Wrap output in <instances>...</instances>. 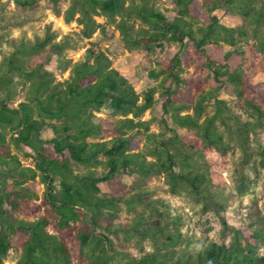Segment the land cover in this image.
Here are the masks:
<instances>
[{"label": "trees", "instance_id": "1", "mask_svg": "<svg viewBox=\"0 0 264 264\" xmlns=\"http://www.w3.org/2000/svg\"><path fill=\"white\" fill-rule=\"evenodd\" d=\"M161 1L71 0L55 14L67 24L76 21L79 32L57 40L59 31L49 24L34 41L13 39L14 49L0 60V169L13 179L0 186V264L16 247L21 256L13 264H264L251 248L243 252L215 241L176 257L154 251L132 257L110 236L121 231L168 238L163 226L144 224V215L132 223L108 218L117 217L123 203L143 199L141 190L125 191L121 177L128 172L164 175L171 193L186 191L204 209L223 211L218 177L231 142L247 154L251 135L264 129V83L252 80L264 72V0H171L173 19ZM14 2L33 7L38 0ZM219 9L241 15L246 25L226 26L215 14ZM108 25L129 50L151 53L166 42L179 44L175 55L155 60L149 76L160 80L162 109L185 134L150 130L142 116L153 108L156 88L138 92L105 51L92 45L81 60L67 56L96 31L106 34ZM54 57L61 72L69 70L68 78L59 80L46 67ZM222 91L237 99L246 120L220 97ZM209 105L212 114L205 113ZM105 106L114 118L96 115ZM45 129L52 130L51 138L42 136ZM142 134L152 159L137 150ZM13 148L29 149L25 155L33 165H24ZM102 182L112 185L113 195H101Z\"/></svg>", "mask_w": 264, "mask_h": 264}, {"label": "rangeland", "instance_id": "2", "mask_svg": "<svg viewBox=\"0 0 264 264\" xmlns=\"http://www.w3.org/2000/svg\"><path fill=\"white\" fill-rule=\"evenodd\" d=\"M71 0H38L33 7H21L14 0H0V60L9 55L14 49V40L25 38L34 41L45 34L47 25L53 30L59 31L57 40L62 35L70 32H79L81 26L73 21L65 23L63 15L55 14L56 10L64 12ZM160 6L168 16L175 17L176 5L171 0H162ZM221 23L230 27L246 25L245 19L235 13L219 9L215 11ZM99 22H105L104 17H97ZM253 42V38L249 39ZM245 44V43H243ZM94 46L105 51L112 60L113 67L123 73L141 94L149 87L156 88V102L150 110L146 111L142 119L150 122V130L172 136L175 132L185 134V128L173 124L170 115H166L161 106V93L159 79L149 76V71L156 67L155 60L159 57L168 59L179 50V44L166 42L161 48L151 53H145L140 49L129 50L122 40L118 30L112 25L107 26V33L96 31L89 39L83 40L80 47L66 52L74 61L84 58L88 47ZM227 48V47H226ZM53 71L59 80L69 76V70L61 72L57 68L56 57L46 66ZM254 82L264 83V72L259 71L252 78ZM220 97L228 100L229 105L244 120L248 115L241 109L237 99L222 91ZM17 102H15L16 104ZM192 112L191 109L185 110ZM214 107L207 106L205 113L212 114ZM96 115L100 118H114L112 109L105 106ZM42 136L51 138L53 132L45 129ZM139 151H146L148 141L144 134L135 139ZM186 149V148H185ZM24 165H33L31 158L25 154L29 149L18 151L13 148ZM147 153V151H146ZM246 155L247 161L245 160ZM147 158L152 159L150 153ZM78 172L80 169L75 167ZM221 192L225 202V209L221 212L206 210L203 204L195 200L190 193L183 191L178 195L171 193L170 185L164 175H150L141 178L134 173H124L121 180L126 184L125 191L134 194L137 190L143 192L142 201L123 203L117 217L108 216L110 221L117 223H132L140 215L145 216L144 224L160 225L165 228L168 238L152 239L139 236H126L118 231L116 235H110L117 249L127 252L132 257H140L147 252H156L160 256L171 254L179 255L183 249H197L207 241H215L228 247H237L241 251L253 249L258 257L264 256V129L257 134H252L248 142V153H244L241 146L235 141L231 142L227 157V164L219 173ZM12 182V178H6L0 169V186L4 180ZM31 181H28L29 183ZM101 195L111 196L114 188L108 182L100 183ZM44 186L37 190L36 195L41 197ZM163 202V203H161ZM5 207H7L5 205ZM155 208L161 212L157 213ZM16 217H23L15 214ZM258 230L259 232H256ZM98 232H104L98 229ZM257 234V235H256ZM260 234V235H259ZM177 235L176 243L171 236ZM21 256V249L16 247L10 250L4 264H13Z\"/></svg>", "mask_w": 264, "mask_h": 264}]
</instances>
